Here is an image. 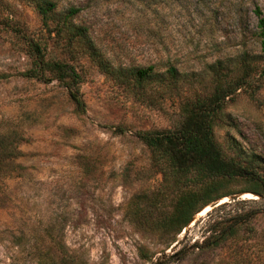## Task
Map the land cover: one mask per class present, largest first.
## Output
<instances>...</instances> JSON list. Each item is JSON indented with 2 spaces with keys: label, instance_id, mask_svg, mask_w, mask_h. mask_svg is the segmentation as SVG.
<instances>
[{
  "label": "rangeland",
  "instance_id": "1",
  "mask_svg": "<svg viewBox=\"0 0 264 264\" xmlns=\"http://www.w3.org/2000/svg\"><path fill=\"white\" fill-rule=\"evenodd\" d=\"M55 1L57 14L79 8L57 34L28 1L0 0V135L14 149L0 156V264H264V196L224 197L174 235L163 220L174 193L162 190L137 136L178 126L184 104L239 78L213 116L212 138L264 178V52L252 12L264 18V0ZM77 24L111 66L171 64L180 75H108L71 33ZM31 42L77 78L38 65ZM218 216L237 221L235 235L199 245ZM191 244L198 248L177 253Z\"/></svg>",
  "mask_w": 264,
  "mask_h": 264
},
{
  "label": "trees",
  "instance_id": "2",
  "mask_svg": "<svg viewBox=\"0 0 264 264\" xmlns=\"http://www.w3.org/2000/svg\"><path fill=\"white\" fill-rule=\"evenodd\" d=\"M26 1L40 16L41 25L48 33L57 34L61 29H65L66 23L79 11L78 7L68 5L62 13L57 14L55 0ZM252 12L255 16L259 48L264 52V18L257 6L253 7ZM87 31V26L77 24L74 25L71 33L76 37L88 58L108 75L119 76V73L125 72L137 82L165 76L173 79L180 75L176 67L171 64H168L161 72L154 71L153 64L144 67L111 66L100 56L99 50ZM29 45L36 54L38 65L43 63V67L55 71L59 80L65 77L71 80L77 78L78 74L71 66H64L57 61L43 60L38 44L31 42ZM218 64L219 60H216L214 65ZM240 83L242 81L238 78L216 84L207 96L194 98L190 104L189 102L184 104L183 118L178 126L137 133L139 139L149 149L153 164L160 173L162 190L174 193L172 209L163 217L174 235L180 232L196 211L217 197L238 191H249L264 196V178L255 174L247 165H242L232 158H225L212 138L213 116L219 111L223 99ZM68 95L78 108L82 107L77 92L68 89ZM13 152L14 149L5 143V136L0 135V156ZM237 179H244L247 185L237 191L229 189L228 183ZM236 229L237 221L227 222L226 219L218 216L212 219L202 231L199 245L207 248L218 247L232 238ZM193 248L198 246L191 244L178 250L177 253H185Z\"/></svg>",
  "mask_w": 264,
  "mask_h": 264
},
{
  "label": "water",
  "instance_id": "3",
  "mask_svg": "<svg viewBox=\"0 0 264 264\" xmlns=\"http://www.w3.org/2000/svg\"><path fill=\"white\" fill-rule=\"evenodd\" d=\"M243 191H238V192H234V193H231V194H227V195H223V196H220V197H217V198H215L214 200H212V201H210L209 203H207V204H209V206H211V205H213V204H215V203H218L219 202V200H220V198H222V197H231V199L232 200H234V198L235 197H238L241 193H242ZM253 195H255V196H259L258 194H255V193H252ZM221 203H223V202H221ZM207 204H205V205H207ZM220 204V203H219ZM218 205V204H217ZM203 207V206H202ZM201 207V208H202ZM197 212V211H196ZM195 212V213H196ZM194 213V214H195ZM194 214L191 216V218H190V220L188 221V223L190 222V221H192L193 220V218H194ZM188 223L185 225V226H188ZM184 226V227H185Z\"/></svg>",
  "mask_w": 264,
  "mask_h": 264
},
{
  "label": "bare ground",
  "instance_id": "4",
  "mask_svg": "<svg viewBox=\"0 0 264 264\" xmlns=\"http://www.w3.org/2000/svg\"><path fill=\"white\" fill-rule=\"evenodd\" d=\"M251 194H252V193H250V192H243V193H241L239 196H240V197H250V198H251V197H252ZM224 200H225V198L222 197V198H220L219 202H223ZM208 209H209V205L203 206L202 208H200V209L194 214V216L200 215V214L204 213L205 211H207ZM189 224H192V221H190V222L188 223V226H189Z\"/></svg>",
  "mask_w": 264,
  "mask_h": 264
}]
</instances>
